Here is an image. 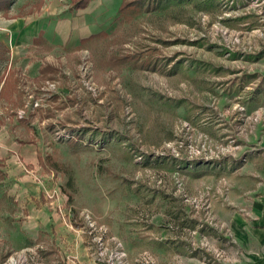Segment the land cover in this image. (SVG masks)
Listing matches in <instances>:
<instances>
[{
    "label": "rangeland",
    "instance_id": "obj_1",
    "mask_svg": "<svg viewBox=\"0 0 264 264\" xmlns=\"http://www.w3.org/2000/svg\"><path fill=\"white\" fill-rule=\"evenodd\" d=\"M71 1L62 0L57 28L69 19L73 30L78 18L85 34L99 33L69 49L53 38L20 41L48 0H15L12 18L0 12V127L41 148L43 176L33 174L49 205L88 238L92 257L84 210L117 239L128 264L256 262L251 232L243 224L236 232L217 206L252 216L235 203L228 168L245 166L264 143V117L253 120L264 111V0H142L146 9L131 22L114 1L93 0L79 12ZM124 56L157 68L113 64ZM37 244L39 260L65 264L44 238L27 246ZM13 251L1 243L0 264Z\"/></svg>",
    "mask_w": 264,
    "mask_h": 264
},
{
    "label": "crops",
    "instance_id": "obj_2",
    "mask_svg": "<svg viewBox=\"0 0 264 264\" xmlns=\"http://www.w3.org/2000/svg\"><path fill=\"white\" fill-rule=\"evenodd\" d=\"M110 1L116 3V13L118 14L122 0ZM90 2L85 8L73 9V11L79 12L88 8ZM61 5L62 0H48L47 3L42 4L40 7L42 13L39 16L32 15L26 20V22L31 21L32 23L28 24L27 30H25L30 35H21L20 41L33 39L35 43L41 40L53 42V38L55 41L62 40L64 46L70 45L67 47L69 49L80 45V43H86L87 39L99 33V30H94L91 36V33L85 34L83 22L80 20L81 23H79L78 18L75 19L73 30L69 19H66L61 24L62 28L58 29L55 17L60 11L65 12L66 9L61 8ZM71 33H73V37L69 36ZM23 34L25 33L23 32ZM56 48L62 51L64 47ZM15 56L17 60V55ZM261 96L259 95L260 99H257L264 104V96L262 98ZM19 129L22 133L21 136L25 133L32 135L31 129L20 127ZM20 140L22 138L16 135L15 128L0 127V171L4 174V177L0 179V199L5 201L4 204L7 203V208L0 206V244L7 242L10 250H20L44 238L50 246L49 249H54L53 251L62 259L63 263L95 264L94 257H92L93 248L88 238L81 235L77 229L72 228L71 224H68L65 214L58 211L56 206L49 205V199L33 174L36 172L38 175H42L41 172H44L43 166L46 164L44 155L40 151L41 148L29 144L33 141L22 142ZM261 144L264 145V143ZM263 145H260L259 152H257L260 155L257 157L254 154L250 155L249 162L245 166L239 168L240 165L233 163L228 168L231 180H233L231 194L234 201L239 206L248 204L252 212L251 218L245 220L235 210L229 212L222 209L221 206H217L219 217L222 220H231L236 232L239 233L243 224L245 230L249 234L251 232L254 237L253 241L256 243L254 252L256 253L252 257L256 259V262L237 264H264V254L259 253L260 249L264 251V186L260 184L258 178V176L264 175V161L261 159L264 153V149L261 147ZM1 239H4L5 242H2Z\"/></svg>",
    "mask_w": 264,
    "mask_h": 264
},
{
    "label": "built area",
    "instance_id": "obj_3",
    "mask_svg": "<svg viewBox=\"0 0 264 264\" xmlns=\"http://www.w3.org/2000/svg\"><path fill=\"white\" fill-rule=\"evenodd\" d=\"M263 17V13L261 14ZM227 31L225 30L224 33ZM91 61H90V53L89 51L83 50L80 53V69L81 73L85 77L91 76ZM92 81L91 77L89 78ZM242 111L244 110L241 109ZM24 110L17 111V117L19 119H23L25 117ZM245 116L241 117L243 120ZM264 117V111H259L255 113L253 116V120L256 122L260 121L261 118ZM246 118V117H245ZM61 134V133H60ZM59 134V135H60ZM55 194V193H54ZM57 194V192H56ZM82 218L85 221V225L87 228V233L91 237V241L94 243L95 249L93 252V257H95V264H128L126 254L121 250V244L117 242V239L108 238L109 230L101 225H97L93 214L87 210L81 212ZM112 242V244L110 242ZM44 248L43 244H37L34 246H26L20 250L13 251L12 255L8 258V261L5 264H45L42 260H39L38 253L41 249ZM152 262L153 260L148 257L147 262Z\"/></svg>",
    "mask_w": 264,
    "mask_h": 264
},
{
    "label": "trees",
    "instance_id": "obj_4",
    "mask_svg": "<svg viewBox=\"0 0 264 264\" xmlns=\"http://www.w3.org/2000/svg\"><path fill=\"white\" fill-rule=\"evenodd\" d=\"M90 1H92V0H72L70 7L72 9L85 8ZM14 2H15V0H0V12L4 14L3 15L4 17L5 16L9 17V18L14 17V16H9V13L11 11L10 8L12 7ZM40 6H41V3L38 2L36 7L39 8ZM145 9H146V7L143 4L142 0H123L121 7L119 9V14L122 17V21L131 22L135 17H137ZM31 12H32V9L28 13H31ZM129 57L130 56H124V58H118L117 57L114 59L113 64L114 65L124 64L125 61L132 59V63L134 65H136V67L140 66L141 68L144 67V68L151 69V70H154L157 68L156 64H154L155 60L150 61V64H152V65H150V64H143L144 62H142L139 58H135L133 56H132V58H129ZM255 59H257V58H255ZM136 60H137V62H135ZM48 69H50V67L44 65V66H42L40 72L45 73ZM5 85H6V83L4 81V85L0 89V95L5 94V92H4L5 91ZM0 174L3 175V177H4V174L2 173V171H0ZM3 177H1V178H3Z\"/></svg>",
    "mask_w": 264,
    "mask_h": 264
}]
</instances>
